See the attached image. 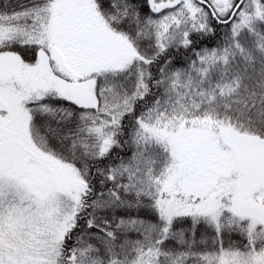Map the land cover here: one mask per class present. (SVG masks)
<instances>
[{"label":"snow or ice","instance_id":"obj_1","mask_svg":"<svg viewBox=\"0 0 264 264\" xmlns=\"http://www.w3.org/2000/svg\"><path fill=\"white\" fill-rule=\"evenodd\" d=\"M0 264H264V0H0Z\"/></svg>","mask_w":264,"mask_h":264}]
</instances>
